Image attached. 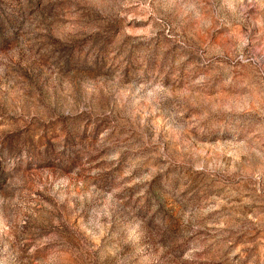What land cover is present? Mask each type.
Listing matches in <instances>:
<instances>
[{
  "label": "rangeland",
  "instance_id": "374dc122",
  "mask_svg": "<svg viewBox=\"0 0 264 264\" xmlns=\"http://www.w3.org/2000/svg\"><path fill=\"white\" fill-rule=\"evenodd\" d=\"M0 264H264V0H0Z\"/></svg>",
  "mask_w": 264,
  "mask_h": 264
}]
</instances>
